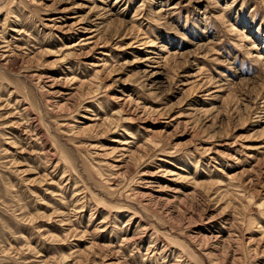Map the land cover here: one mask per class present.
<instances>
[{
  "label": "rangeland",
  "instance_id": "1",
  "mask_svg": "<svg viewBox=\"0 0 264 264\" xmlns=\"http://www.w3.org/2000/svg\"><path fill=\"white\" fill-rule=\"evenodd\" d=\"M0 53V264H264V0H0Z\"/></svg>",
  "mask_w": 264,
  "mask_h": 264
},
{
  "label": "bare ground",
  "instance_id": "2",
  "mask_svg": "<svg viewBox=\"0 0 264 264\" xmlns=\"http://www.w3.org/2000/svg\"><path fill=\"white\" fill-rule=\"evenodd\" d=\"M5 51H8V50H4V52H5ZM0 55H1V53H0ZM1 56H2V55H1ZM5 57H9V56H5ZM7 60H8V59H7ZM12 60H13V59H12ZM8 61H9V60H8ZM122 144H123V143H122Z\"/></svg>",
  "mask_w": 264,
  "mask_h": 264
}]
</instances>
